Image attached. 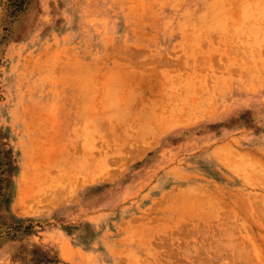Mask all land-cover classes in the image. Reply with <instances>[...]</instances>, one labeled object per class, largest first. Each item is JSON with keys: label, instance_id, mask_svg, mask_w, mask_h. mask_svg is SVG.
<instances>
[{"label": "rangeland", "instance_id": "374dc122", "mask_svg": "<svg viewBox=\"0 0 264 264\" xmlns=\"http://www.w3.org/2000/svg\"><path fill=\"white\" fill-rule=\"evenodd\" d=\"M0 264H264V0H0Z\"/></svg>", "mask_w": 264, "mask_h": 264}, {"label": "bare ground", "instance_id": "6f19581e", "mask_svg": "<svg viewBox=\"0 0 264 264\" xmlns=\"http://www.w3.org/2000/svg\"><path fill=\"white\" fill-rule=\"evenodd\" d=\"M206 42V41H205ZM144 122V121H143ZM188 252V251H187ZM159 253V252H158ZM155 255V254H154ZM152 257V256H151ZM154 259V258H153ZM159 262V261H158Z\"/></svg>", "mask_w": 264, "mask_h": 264}]
</instances>
